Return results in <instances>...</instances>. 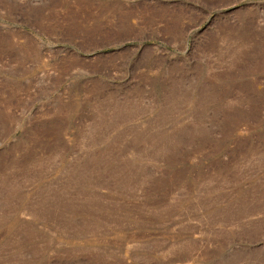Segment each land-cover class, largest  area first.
<instances>
[{"label": "rangeland", "instance_id": "rangeland-1", "mask_svg": "<svg viewBox=\"0 0 264 264\" xmlns=\"http://www.w3.org/2000/svg\"><path fill=\"white\" fill-rule=\"evenodd\" d=\"M0 264H264V0H0Z\"/></svg>", "mask_w": 264, "mask_h": 264}]
</instances>
